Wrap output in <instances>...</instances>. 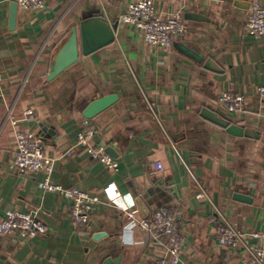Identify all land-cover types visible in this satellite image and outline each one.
I'll list each match as a JSON object with an SVG mask.
<instances>
[{"label":"crops","instance_id":"1","mask_svg":"<svg viewBox=\"0 0 264 264\" xmlns=\"http://www.w3.org/2000/svg\"><path fill=\"white\" fill-rule=\"evenodd\" d=\"M45 1L40 11L17 7L10 28L15 1L0 0V219L7 211L31 212L47 227L28 239L0 234V264H103L117 257L118 264H172L166 238L139 230L116 208L129 201L137 207V199L147 219L161 208L175 217L183 238L178 264H244L243 252L218 244L212 204L242 233L262 230L264 101L255 89L264 85V36L248 35L245 23L252 2L264 6V0H152L161 19L182 15L185 34L175 42L202 52L217 72L173 47L146 44L120 20L130 3L143 0ZM95 15L118 23L114 42L80 53L76 64L48 80L70 30ZM223 91L246 98L243 114L216 105ZM110 94L117 101L88 125L116 169L76 146L85 106ZM204 108L258 136L229 135L201 116ZM27 110L33 118H25ZM17 131L41 136L53 159L50 184L100 200L87 225L71 219V201L38 187L44 173L11 168ZM156 162L162 171L154 169ZM198 185L210 201L197 198ZM130 224L135 244L128 246L121 237Z\"/></svg>","mask_w":264,"mask_h":264},{"label":"built area","instance_id":"2","mask_svg":"<svg viewBox=\"0 0 264 264\" xmlns=\"http://www.w3.org/2000/svg\"><path fill=\"white\" fill-rule=\"evenodd\" d=\"M17 7L26 11H40L46 6L45 0H14ZM123 23L134 26L142 33L146 44L171 49L176 40L185 34V21L181 14L175 13L166 19H161L152 0H143L130 3L126 12L120 17ZM245 30L251 36H264V6L258 2H252L245 23ZM2 76L0 74V87ZM255 93L264 101V85L258 86ZM216 105L233 114H243L246 107V98L239 93L223 91L216 99ZM150 108L152 106L150 105ZM27 119L33 118V112H24ZM95 131L84 119L81 129L76 135V146L83 149L93 160H96L107 169H116L118 163L106 153L102 144L93 143ZM15 155L11 168L20 174L35 172L44 173L43 181L39 182L41 190L58 193L61 197L71 201L70 217L80 226H85L90 221V216L99 205L100 200L96 196L61 186L50 184V176L53 171V159L45 152L42 138L29 132H15ZM67 155H70L69 153ZM156 171H162L163 166L156 162ZM200 192L198 199H207V193L198 185ZM116 208L125 217L126 221L135 224L137 228L150 234L153 238L165 237L167 251L172 264L180 262V249L183 238L176 225L175 217L166 209H158L149 219L138 218V208L134 202H120ZM212 209L216 218L217 242L220 246L237 250L245 254L244 264H264V217L262 230L242 233L228 218L214 205ZM47 233V227L41 223L34 213L7 211L5 217L0 219V234H14L17 238L28 239ZM151 264H166L165 260H155Z\"/></svg>","mask_w":264,"mask_h":264},{"label":"water","instance_id":"3","mask_svg":"<svg viewBox=\"0 0 264 264\" xmlns=\"http://www.w3.org/2000/svg\"><path fill=\"white\" fill-rule=\"evenodd\" d=\"M17 4L15 2L10 5L9 12V25L10 28L14 27L16 20ZM185 18L200 19L198 15L186 14ZM118 23H109L102 16H92L88 20L80 22L77 27H73L70 33L60 48L55 53L52 63L49 68V73L47 76L48 80H53L63 71L67 70L74 64L78 62L80 53L83 55H88L94 51L102 49L115 40V32L117 30ZM173 48L179 53L184 54L188 58L194 60L197 63H204V68L217 72L214 63L210 59H205L204 54L195 48H191L185 43L174 42ZM117 101V96L115 94H110L106 96H100L91 102H89L84 110L82 111V116L86 120H91L111 105ZM201 116L207 121L223 128L229 135L236 137H257L258 135L245 129L241 126L231 124L230 122L219 117L215 112L204 108L201 111ZM243 201L249 202V199H242ZM138 213L143 219L148 218V210L144 203L137 199ZM103 234H96L94 239L100 238ZM120 257L114 259H106L103 264H118Z\"/></svg>","mask_w":264,"mask_h":264},{"label":"clouds","instance_id":"4","mask_svg":"<svg viewBox=\"0 0 264 264\" xmlns=\"http://www.w3.org/2000/svg\"><path fill=\"white\" fill-rule=\"evenodd\" d=\"M134 225H128L126 226V228L124 229L123 233H122V243L128 246L134 245L135 244V240H134V233H133V229H134Z\"/></svg>","mask_w":264,"mask_h":264}]
</instances>
